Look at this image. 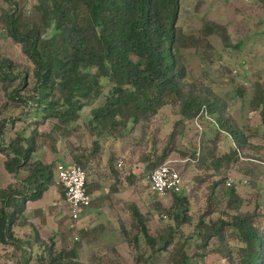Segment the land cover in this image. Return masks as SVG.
Returning a JSON list of instances; mask_svg holds the SVG:
<instances>
[{
	"label": "rangeland",
	"instance_id": "rangeland-1",
	"mask_svg": "<svg viewBox=\"0 0 264 264\" xmlns=\"http://www.w3.org/2000/svg\"><path fill=\"white\" fill-rule=\"evenodd\" d=\"M34 3L0 0V54L18 64L16 70L28 72L24 86L28 92L34 81L32 65L21 44L7 36L2 15L13 8L25 20H32L37 16ZM178 25L186 37L193 38V43L181 52L186 67L183 90L201 93L214 102L211 115L221 118V131L216 130L217 123L211 116L197 122L183 119L180 102L171 99L149 120L134 125L128 121L124 129L120 126L99 134L88 124V118L91 108L100 105L104 95L83 108L76 121L57 125L53 118L43 119V113H36L34 107L28 114L23 113L29 107L9 99L0 83V119L19 116L7 122L6 142L18 132L30 135L37 127L38 149L33 160L75 161V156H82L88 190L92 193L100 185L118 194V222L104 227L97 224L88 232L81 222L86 218L85 210L82 220L74 225L63 199L54 201L57 205L50 204L59 211L50 208L47 214L44 204L57 199L55 173L52 183L56 187L49 184L41 198L30 201L28 210L35 209V213L26 214L37 226L41 224L40 238L50 235L55 222L59 231L57 245L68 248L80 242L79 259L84 264H171L174 245L183 242L191 264H239L241 251H233L230 257L224 253L225 245L226 249H239L240 243L232 238L233 229H225L222 241L213 237L203 247L196 228L199 218L204 216L210 222L219 215L229 218L251 212L257 215V224L264 226V0H180ZM230 130L242 134L243 141L238 143ZM249 144L255 145L254 150ZM210 149H214V156L202 162ZM166 150V158L175 160L181 171L183 187L179 194L158 196L148 188L147 164ZM3 158L0 154V189L27 174L25 167L16 175L7 173ZM118 161H122L120 167L116 165ZM229 187H235L238 201L229 198ZM174 195L186 201L179 205ZM133 206L144 214L152 236L167 238L172 234V243L166 250L153 253L147 246L131 219ZM20 233L25 241L34 232L26 226ZM12 249L0 245V264H17V258L9 253Z\"/></svg>",
	"mask_w": 264,
	"mask_h": 264
},
{
	"label": "trees",
	"instance_id": "trees-1",
	"mask_svg": "<svg viewBox=\"0 0 264 264\" xmlns=\"http://www.w3.org/2000/svg\"><path fill=\"white\" fill-rule=\"evenodd\" d=\"M34 1L37 16L32 20H25L13 8L2 15L7 36L21 44L32 65L34 81L28 92L24 89L28 72L16 70L18 64L0 54L1 87L9 99L29 107L23 113L28 114L34 107L36 113H43V119L53 118L57 125L66 126L80 117L83 108L104 95L103 102L91 108L88 118V124L98 129L99 134L120 126L124 129L128 121L134 125L149 120L171 99L180 102L183 119L194 121L204 111L212 117L214 102L201 93L183 90L186 67L181 52L193 43V38L186 37L178 25L180 0ZM18 117L0 119L4 169L15 175L23 167L27 170L21 180L0 189V245L13 248L9 253L17 258V264H84L79 259L80 242L68 248L59 247L57 228L42 239L37 228L24 216L27 202L42 197L52 182L56 164L64 161L63 158L50 163L33 160L38 149L37 127L30 135L18 132L6 142V124ZM213 119L221 131L219 124L224 126L221 118ZM230 133L238 143L243 141L242 134H235L233 130ZM94 143L98 148L97 140ZM166 155L167 150L149 161L148 174L166 161ZM205 155L202 162L214 156V149L207 150ZM81 159L82 156H75V161L69 163L85 168ZM173 165L181 175L176 162ZM60 191L64 200V193ZM226 192L231 200L235 197L238 201L235 187L227 188ZM173 198L179 205L186 201L185 197L174 195ZM54 209L59 211L58 207ZM130 211L135 227L151 251L166 250L172 243V234L167 238L152 236L144 214L135 206ZM182 221H186L184 217ZM257 221V215L251 212L229 218L219 215L210 222L202 216L196 228L203 247L213 237L222 241L225 229H233L232 238L240 243L239 249H226L225 245V256L241 251L239 264H264V226ZM26 226H31L34 233L23 241L20 229ZM184 245V242L174 245L171 264H191Z\"/></svg>",
	"mask_w": 264,
	"mask_h": 264
},
{
	"label": "built area",
	"instance_id": "built-area-1",
	"mask_svg": "<svg viewBox=\"0 0 264 264\" xmlns=\"http://www.w3.org/2000/svg\"><path fill=\"white\" fill-rule=\"evenodd\" d=\"M202 116L209 118V115L204 111L194 121H200ZM174 162L175 160L168 159L148 174L149 188L154 194L165 196L181 193L183 187L182 177L173 165ZM121 164L122 161H119L118 166ZM54 171L56 184L64 193L69 219L76 225L93 199L86 187L87 171L81 165L61 162L56 164ZM227 184L229 185V182Z\"/></svg>",
	"mask_w": 264,
	"mask_h": 264
},
{
	"label": "crops",
	"instance_id": "crops-1",
	"mask_svg": "<svg viewBox=\"0 0 264 264\" xmlns=\"http://www.w3.org/2000/svg\"><path fill=\"white\" fill-rule=\"evenodd\" d=\"M216 130H218V128H216ZM248 141L250 143H254L251 138H249ZM248 146L251 147L250 149H253L254 150V146L255 145H250L249 144ZM4 159L5 158H3V163H4ZM62 161H64L65 164H70L69 163L70 161L69 160H66L64 158H63ZM213 168L214 167H212V166L210 168L212 170V172H213ZM52 184H54V183H52ZM55 187H56V185H55ZM60 189L56 187V190H57V199L54 198V199L51 200V203L44 204L46 206V212H47V214H49V210H50L49 207L51 205H57V202H54V201H58L59 202V200L62 199V195H61ZM90 194L92 195V198H93L92 199V202H91V205L88 208L85 209L84 216H86V218L84 219V221L82 220V218H81L82 221L80 220L82 222V225L84 227L85 232H88L87 230H91V227H93L94 225H97V224L98 225H102L104 227L106 225L108 226L109 224L111 225L113 223V221L115 223H117L118 220H119V217L117 216L116 211L118 213L119 212L118 211L119 208L115 204L117 203L116 201L118 200V194H114V193H111V192L109 193L108 190H106L104 188V186H100V185L98 187L94 188L92 190V193L90 192ZM110 199H115V201L113 200L112 202H110ZM32 206H33V204H32ZM29 207H31L30 206V201H28L27 204H26V209L24 211V216L27 219H29V221H31L30 222L32 224L31 226L36 227L38 229V231H39V234H40V230L39 229H40V225L41 224H39V226H37L36 225L37 223L33 222L31 218H28V216L26 214L27 212H33V213H35V209L28 210ZM40 213L42 214L41 210H39V214ZM54 224H55V227H54V230L53 231H55L56 228H57V226H56L57 224L55 222H54ZM82 240L84 241V239H82ZM85 245L91 247V245H90L89 242H86Z\"/></svg>",
	"mask_w": 264,
	"mask_h": 264
}]
</instances>
